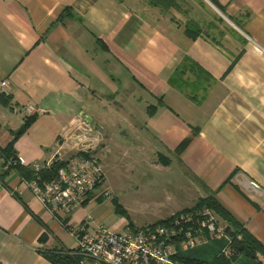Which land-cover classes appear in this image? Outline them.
I'll use <instances>...</instances> for the list:
<instances>
[{"label": "crops", "instance_id": "0c3cea01", "mask_svg": "<svg viewBox=\"0 0 264 264\" xmlns=\"http://www.w3.org/2000/svg\"><path fill=\"white\" fill-rule=\"evenodd\" d=\"M176 1L165 11L151 0H0V83L10 87L0 148L31 116L14 144L28 169L52 161L81 119L104 132L106 157L113 133L132 132L129 156L181 165L186 194L199 183L264 246V203L240 184L264 189V0H215L224 13L210 0ZM7 168L0 156V264H54L45 253L74 250L72 228L103 226L88 217L93 200L52 214Z\"/></svg>", "mask_w": 264, "mask_h": 264}, {"label": "built area", "instance_id": "2783aa9c", "mask_svg": "<svg viewBox=\"0 0 264 264\" xmlns=\"http://www.w3.org/2000/svg\"><path fill=\"white\" fill-rule=\"evenodd\" d=\"M0 94H10L8 82L0 83ZM32 107L26 112L31 113ZM79 125L62 134L55 146L57 156L45 165L35 164L36 172L49 169L54 162L64 163L52 180L40 177L27 183L37 200L50 213H72L90 200H97V192L105 186L103 166L94 154L104 141V132L84 119ZM19 164H26L22 157ZM241 186L249 197L264 203V189L254 180H243ZM109 193H105V197ZM227 225L208 207L175 216L169 223L155 227L121 230L88 223L72 228L77 247L69 251L76 258L74 264H185L176 259L180 253L204 247L215 241L225 242L221 254L229 257L232 238Z\"/></svg>", "mask_w": 264, "mask_h": 264}, {"label": "rangeland", "instance_id": "374dc122", "mask_svg": "<svg viewBox=\"0 0 264 264\" xmlns=\"http://www.w3.org/2000/svg\"><path fill=\"white\" fill-rule=\"evenodd\" d=\"M136 143V136L132 132H116L112 134L108 157V150H104L106 143L94 153L101 160L105 173V186L95 196L105 200H94L87 209L93 226L100 224L106 229L115 230L128 225L127 219L115 212V198L128 212L137 229L151 226L184 209H191L203 198L199 183L197 186L195 184L191 194L185 193L187 188H183V185L190 179L186 178L181 165L176 163L166 167L160 162L158 168L153 164L139 163L136 156H129L128 152L134 150ZM105 193L109 195L105 197ZM232 253L233 248L228 258Z\"/></svg>", "mask_w": 264, "mask_h": 264}, {"label": "trees", "instance_id": "16d2710c", "mask_svg": "<svg viewBox=\"0 0 264 264\" xmlns=\"http://www.w3.org/2000/svg\"><path fill=\"white\" fill-rule=\"evenodd\" d=\"M210 1L215 7L224 13L225 9L223 6L218 4L215 0ZM151 5L154 7H159L165 11L177 9L179 7V3L176 0H151ZM185 33L187 36L194 39L200 33V29L197 28V24L194 21H189V23L186 25ZM183 64H194L195 68L200 69L197 64L188 58L185 59ZM182 70L183 67L181 68V71ZM200 72L208 76L206 71L200 69ZM155 110L156 108L152 107L149 115H154ZM36 118V116L26 118L23 126L16 133H14L12 142H10L9 145L4 149L0 148V156L5 158L6 165H8L7 169H18L19 173L23 177L25 176L31 181L38 177H40L42 181H49L54 178L58 169L62 167L64 163L54 162L49 169L36 172L33 169L21 167V164L17 162L18 157H16L14 150V144L17 139L28 131ZM167 165L169 164L167 163ZM104 200V198L100 197L96 201L103 202ZM113 205L115 207L116 214L124 216L128 221L129 227L135 230L136 227L131 221L128 212L116 198L113 199ZM203 207H208L213 210L220 220H222L227 225V232L232 238V248L234 249V253H232L231 258L224 257L221 254V251L225 242L215 241L207 246L200 247L186 253H180L176 257L177 260L185 264H264V246L249 233L245 226L239 220H237L225 206H223V204L216 198L215 195L201 198L193 208L184 209L172 217L154 223L151 225V227L167 224L177 215L189 212L191 210H199ZM68 252L69 251H48L45 253V255L54 264H74L76 262V258L70 256Z\"/></svg>", "mask_w": 264, "mask_h": 264}]
</instances>
